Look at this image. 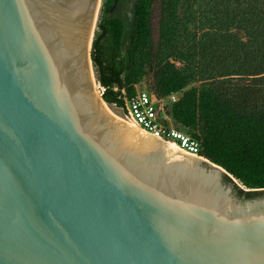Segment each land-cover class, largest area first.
<instances>
[{"label":"water","instance_id":"1","mask_svg":"<svg viewBox=\"0 0 264 264\" xmlns=\"http://www.w3.org/2000/svg\"><path fill=\"white\" fill-rule=\"evenodd\" d=\"M102 3L0 0V264H264V197L104 106Z\"/></svg>","mask_w":264,"mask_h":264},{"label":"trees","instance_id":"2","mask_svg":"<svg viewBox=\"0 0 264 264\" xmlns=\"http://www.w3.org/2000/svg\"><path fill=\"white\" fill-rule=\"evenodd\" d=\"M97 29L103 100L123 108L146 78L153 99L180 94L171 115L202 157L264 197V0H103Z\"/></svg>","mask_w":264,"mask_h":264},{"label":"built area","instance_id":"3","mask_svg":"<svg viewBox=\"0 0 264 264\" xmlns=\"http://www.w3.org/2000/svg\"><path fill=\"white\" fill-rule=\"evenodd\" d=\"M100 89L102 96L105 89L102 87ZM123 96L125 105L119 109L127 120L134 121L147 134L156 139L178 145L186 154L202 157L201 143L181 130L171 115V106L177 102L180 94L153 99L147 89L136 86L133 97L128 98L124 91Z\"/></svg>","mask_w":264,"mask_h":264},{"label":"bare ground","instance_id":"4","mask_svg":"<svg viewBox=\"0 0 264 264\" xmlns=\"http://www.w3.org/2000/svg\"><path fill=\"white\" fill-rule=\"evenodd\" d=\"M92 72H93V79H94V82H95V87H96V89H99L98 88V86H97V84H96V80H95V76H94V69L92 68ZM99 84V83H98ZM118 120H121V121H124V122H126V124L129 126V127H131L133 130H135V131H137V132H139V133H141V134H143V135H145V136H147V137H149V138H151L152 139V137H151V135H149V134H147L143 129H141L134 121H132V120H125V119H123L122 117H120L114 110H112L111 108H110V106L109 105H104ZM164 146H166V147H168L169 149H171V150H173V151H175L176 153H178V152H181V153H183V154H186L184 151H182L180 148H179V146L178 145H176V144H174V143H164L163 144Z\"/></svg>","mask_w":264,"mask_h":264},{"label":"rangeland","instance_id":"5","mask_svg":"<svg viewBox=\"0 0 264 264\" xmlns=\"http://www.w3.org/2000/svg\"><path fill=\"white\" fill-rule=\"evenodd\" d=\"M97 30H98V29H97ZM97 30H96V31H97ZM94 76H95L96 84H97V86H98V88H99V89H97V92H98V94H100L101 89H100L99 84H98V81H97V75H96L95 70H94ZM138 86H139V88H142V89H148L147 78L144 79V80L141 82V84L138 85ZM194 86H195V87H198L199 85L196 84V85H194ZM110 108H111L112 110H114V111H115L120 117H122L123 119L127 120L119 108H117V107H115V106H110ZM125 123H126V122H125ZM236 181H237V180H236ZM237 182H238V181H237ZM238 184H239L243 189L248 190L247 188H245L244 186H242V184H241L240 182H238Z\"/></svg>","mask_w":264,"mask_h":264}]
</instances>
